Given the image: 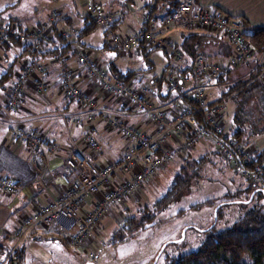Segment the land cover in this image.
Masks as SVG:
<instances>
[{
	"label": "built area",
	"instance_id": "2783aa9c",
	"mask_svg": "<svg viewBox=\"0 0 264 264\" xmlns=\"http://www.w3.org/2000/svg\"><path fill=\"white\" fill-rule=\"evenodd\" d=\"M156 2H150L143 11L144 25L133 33L110 31L111 42L122 53L145 45L148 50L172 49L177 56L180 50L174 46L170 34L175 29H203L223 34L232 45V53L226 62H218L205 57H198L194 64V75L202 82L207 77L217 79L232 72L252 54V49L246 38L248 29L238 17L227 12H215L210 7L201 5L197 0H183L176 8L165 15H156ZM86 11L95 17L102 28H109L116 13L107 11L100 2H91ZM60 10H54L43 24L42 28L34 26L28 33L18 32L15 25L7 26L0 20V48L9 41V34L16 37L25 45L28 39L40 49V38L50 39L53 21L60 15ZM66 36L69 32L65 31ZM77 62L85 68L86 75L96 80L105 95L119 97L137 112L149 113L154 123V134H149L139 126L128 125L116 116L102 114L101 119L109 128L119 130L127 139L123 154L119 161H109L98 164V156L103 153L104 146L97 138V126L94 124L98 117L95 109L97 99L89 89L82 88L76 78L75 71L69 65L68 56L60 57L63 65L62 93L65 97L75 100L90 110L87 121L90 123L85 142L97 158H90L83 150L76 149L67 157L66 163L75 171L74 176L62 175L63 192L47 204L39 208L37 216H25L16 228L15 237L23 238L36 224L41 223L53 228L63 235L67 243L74 248H84L89 256H95L91 249L95 236L102 227L104 218L114 210L127 206V201L141 191L161 169L171 162L176 155H187L201 139L215 137L216 145L225 158L247 178L258 184L260 173L246 169L252 163L254 148L238 141L224 130L223 100L209 101L205 91L200 87L194 94L197 106L183 105L173 119L167 117L164 109L151 107V96L157 93V85L134 87L132 83L124 84L117 80L104 68L90 51L79 49L76 53ZM43 64H33L29 60L23 62V70L18 73L7 95L0 98V116H12L21 102L29 78L36 79L37 88L47 91L49 86L43 74ZM169 88L179 87L180 80L170 73L166 77ZM253 80H264V62ZM201 114L202 119L197 118ZM77 123L81 120L77 119ZM12 139L16 143L26 144L37 151L46 144V136L41 131L26 128L17 123L12 130ZM212 139V138H211ZM56 145L49 146L50 154ZM44 164L50 160L44 156ZM264 169L259 163L257 170ZM0 189L11 194H18L20 186L13 178L0 173ZM6 256L2 264H19L17 245H6Z\"/></svg>",
	"mask_w": 264,
	"mask_h": 264
},
{
	"label": "crops",
	"instance_id": "0c3cea01",
	"mask_svg": "<svg viewBox=\"0 0 264 264\" xmlns=\"http://www.w3.org/2000/svg\"><path fill=\"white\" fill-rule=\"evenodd\" d=\"M197 1L215 12H227L238 16L245 23L248 31L264 28V0ZM150 2L151 0H146L139 12L130 8L123 9V7L107 9L116 12L117 23L111 30L127 34L142 28L144 25L143 11L146 4ZM158 6L156 15L167 12L166 1H161ZM4 7L5 5L0 3V8ZM60 11L63 21L59 23V27L64 32H69V36H74L76 30H79L85 23L82 16L87 12L86 9L81 12L78 8L75 9L67 4ZM0 20L4 24L18 20L23 27L22 30H25L33 26L43 27L48 18L20 17L6 10L1 13ZM13 37L15 38L10 37V40L0 48V98L7 95L16 76L23 70V62L26 60L33 64L44 65L43 77L49 89L47 91L39 90L36 79L29 78L21 102L13 115L0 116V173L13 178L20 186L18 194H11L0 189V264L6 256L5 246L13 244L17 245L21 264H27L29 255L35 253L38 263L47 264L49 262L45 255L50 254L48 251L50 246L46 249L40 248V240H50L52 245H58L57 249L62 254L64 249L60 243L57 244V241L59 239L63 244H66L63 235L41 223H36L23 238L15 237L14 232L23 217L37 216L42 205L62 194V175L74 176L75 174V171L71 170L66 163L67 157L74 150H83L90 158H97L84 139L90 126L87 121L90 110L63 95L61 89L63 65L60 62V57L32 60L30 54L24 51L25 44L16 36ZM170 37L174 41L175 48L180 50V56H177L172 49L148 50L145 45L122 53L114 48L115 45L112 42L107 41V38L110 37L102 27L82 40L85 45L74 43L72 50L65 53L68 56L69 65L75 71L78 84L82 88L92 91L98 102L95 109L98 117L94 124L97 126L96 136L104 146L103 153L98 156L99 165L109 161H119L128 143L119 130L107 126L101 119L102 114L116 116L128 125L139 126L149 134H154L155 125L150 120L149 113L137 112L119 97L105 95L96 80L87 76L85 68L77 62L76 53L79 49L90 51L92 57L104 68L108 69L110 62L113 61L124 71L137 70L138 72L129 82L136 88L146 84H156L158 90L151 96V107L164 109L170 119L175 117L183 105L188 104L185 97L191 101L190 97L194 96L200 87L205 91L209 101H216L220 99L217 98V93L233 89L239 82L247 80L254 70L260 68L264 62V53L257 58L252 55L234 68L231 73L217 79L207 77L204 81L199 82L195 78L193 70L196 60H191L187 51L192 49L197 57L226 62L232 53L230 41L221 33L203 29H175L171 32ZM31 43L34 42L29 40L28 44ZM170 73L180 80L179 87L175 89L169 88L165 80ZM236 90L238 89H234V91ZM234 91L229 96L234 95ZM77 119H80L81 122L77 123ZM17 123L23 124L30 130L43 132L46 136L44 147L34 151L26 144L14 142L12 130ZM201 140L206 141L207 139ZM51 145H56V148L49 154L47 150ZM255 148H259L258 145H255ZM201 152L207 153L208 151L204 148ZM44 156L49 158V164L43 163ZM38 243L40 244L39 249ZM66 245L70 246L68 243Z\"/></svg>",
	"mask_w": 264,
	"mask_h": 264
},
{
	"label": "rangeland",
	"instance_id": "374dc122",
	"mask_svg": "<svg viewBox=\"0 0 264 264\" xmlns=\"http://www.w3.org/2000/svg\"><path fill=\"white\" fill-rule=\"evenodd\" d=\"M91 1L93 0H0V3L5 7L12 5L8 10L17 16L46 19L50 18L54 10L63 9L67 4L82 12ZM98 1L105 9L123 7L139 12L146 0ZM107 39L111 43L110 38ZM223 94L224 92L217 93V98H221ZM223 98L222 105L225 107L222 112L225 115L223 122L226 130L232 132L242 129L244 141L263 149L264 111L256 108L255 112H250L245 103H241L240 100L238 103L236 97ZM251 100V103H256V97H252ZM211 138L197 142L190 150L194 158L205 155L208 157V163L200 169L201 176L194 181L187 194L161 211H152L156 216L152 224L146 228L130 230L127 229L129 223L125 221L124 216H139L146 211L144 209L146 205L152 207L153 201L166 193L171 186L187 157L186 154L174 156L173 160L147 182L141 191L127 201L125 208L120 211L114 210L111 215L105 217L101 229L95 236L96 240L91 245L95 256H89L84 248L68 246L58 239L57 244L60 243L64 249L61 254L57 249L58 245H52L50 240L42 239L41 246L38 243L37 247L46 249L50 246L48 250L50 254L45 255L49 262L47 264H166L167 257H181L200 248L206 236V228L216 220V208L211 204L193 209L190 207L207 200L214 203L225 199L239 200L240 202L224 206L225 217L219 221L218 229L232 225L254 205L250 202H241L249 196L250 193L245 188L252 185L253 180L232 166L219 151L216 138ZM204 148L208 154L201 152ZM254 202L262 203L263 200L260 201L256 197ZM35 256L36 253L29 255L27 264H40Z\"/></svg>",
	"mask_w": 264,
	"mask_h": 264
},
{
	"label": "trees",
	"instance_id": "16d2710c",
	"mask_svg": "<svg viewBox=\"0 0 264 264\" xmlns=\"http://www.w3.org/2000/svg\"><path fill=\"white\" fill-rule=\"evenodd\" d=\"M153 1L157 4L156 12L159 8L158 4L161 1L167 2V12L162 15L168 14L180 3L179 0H151V2ZM91 2L98 1L93 0ZM148 4H146V6ZM11 6L12 5H8V7ZM8 7L6 6L1 9L0 15L4 11L8 10ZM82 17L85 22L84 25L79 30H76L74 36H66L62 28L59 27V23L63 21L62 15H59L53 21V30L51 32L50 39L40 38V49H36L34 43L28 44V41L31 40L28 39L26 45H24V51L30 54V58L32 60L45 57L58 58L72 50L74 43L79 45L81 44L82 46L85 45L82 40L92 32L96 31L100 26L92 14L86 12ZM116 23L117 20L114 19L109 28H104L105 33H107L109 37L111 36V28L115 27ZM6 25H15L18 32L24 33H28L34 27L22 30L23 27H21L18 20L12 21ZM36 27L42 28V26ZM13 36L16 35L9 34V40L10 37L15 38ZM246 38L252 49L251 56L254 55L257 58L264 53V28H255L252 31H248L246 33ZM114 48L118 50L117 46ZM187 53L190 55L188 57L191 58V60H196L199 57H197L196 53H193L192 49L188 50ZM108 69L117 80L124 84H128L132 81L138 72L133 69L124 71L113 61L110 62ZM259 69L260 68L255 69L247 80L239 82L235 87L233 86V89H228V91L224 92L222 96H225L226 99L236 97L238 103L239 100L241 103H245L250 112H255L256 108L260 111H264V80H253V77ZM221 77H223V75ZM234 89L238 90L234 91ZM233 91L235 94L229 96V94ZM227 96L229 97L227 98ZM252 97H256V103H251ZM185 99L188 101L187 105L192 107L197 106L194 96L190 97L191 101H189L187 97H185ZM197 118L201 120V114H198ZM224 130L238 141L250 146V144L243 139L245 135L242 129H236L235 131L229 132L226 130L224 123ZM252 147L255 149V160L252 163L247 164L246 169L253 173H260L261 180L258 184L253 183L245 188L250 194L245 201L241 202H250V204L254 203L253 207L250 208L244 215L239 217L232 225L218 229L219 221L225 217L224 206L229 203L238 202L239 200L225 199L219 203L207 200L205 202L192 205L190 207L192 209L208 204L214 205L216 208V220L206 228V236L198 250L187 253L181 257H167L166 264H264V169L261 168V170H257V165L259 163L264 164V148L260 149L255 148V146ZM186 156L187 157L183 161L180 170L175 175V179L171 183V186L168 188L166 193L162 194L161 197L153 201L152 207L146 205L144 207L146 211H143L139 216H124L125 221L129 223L127 229L134 230V228L139 227L146 228L148 225L152 224L156 218L153 213L154 211H161L165 209L172 202L180 199L189 192L194 181L201 176L200 169L208 163V157L205 155V157L194 158L192 151H189ZM256 197H258L260 201L263 200V202H254ZM17 255L19 264H21V256L18 251Z\"/></svg>",
	"mask_w": 264,
	"mask_h": 264
}]
</instances>
